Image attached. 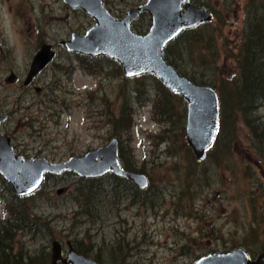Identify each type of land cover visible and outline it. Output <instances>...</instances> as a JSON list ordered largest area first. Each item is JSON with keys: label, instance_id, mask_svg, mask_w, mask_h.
Returning a JSON list of instances; mask_svg holds the SVG:
<instances>
[{"label": "rangeland", "instance_id": "obj_1", "mask_svg": "<svg viewBox=\"0 0 264 264\" xmlns=\"http://www.w3.org/2000/svg\"><path fill=\"white\" fill-rule=\"evenodd\" d=\"M105 1L111 14L121 18L146 0ZM192 2L212 7L215 21L201 26L198 38L197 30L201 28L187 33L189 40L197 38L192 48L188 41L170 42L169 57L180 72L190 77H202L210 86L224 84L238 74L236 53L241 48L247 0ZM21 3V18L16 13L10 16L6 9L0 10V59L6 53V64L19 77H24L23 67L39 50L40 42L54 44L57 61H65L74 55L64 51L59 42L70 38L73 31L83 34L94 24L90 15L69 7L63 0ZM133 23L131 28L138 34L147 32L151 25L148 13ZM206 43L211 48H206ZM186 48L189 52L197 50V54L191 58ZM204 59L208 62L203 63ZM114 61L106 55L84 56L74 62L73 67L78 69L73 74L64 70L69 66L55 65L56 71L51 68L38 76V93L17 83L8 86V67L0 66V108L9 113L0 132L10 136L17 153L49 161L83 155L107 144L117 134L119 130L111 124L130 107L134 125L130 132L117 134L124 152L121 161L124 166L143 170L150 185L148 204L139 196L134 203L128 195L112 204L105 197L98 205L100 214L93 215L89 209L93 211L94 207L87 203L91 200L87 196L104 194L106 185L100 188L102 185L90 182L89 178L79 179L70 172L56 177L48 174L39 191L28 198V205L35 206L38 228L35 232L17 230L8 240L12 253L21 255L19 264L29 258L33 264H48L53 239L62 243L80 241L78 249L89 258L99 257L103 264L116 260L128 249L140 264H182L211 251L223 252L230 245L259 244L264 236V228L258 225L264 216V160L256 152L257 148L264 152V95L251 112L253 129L240 117L235 133L221 136L230 149L220 145L218 151L195 163L190 160L192 150L180 145L184 142L189 147L183 97L168 95L175 108L155 114V93L166 94L164 89L149 73L125 76L120 64ZM238 99L236 93L229 101ZM180 104L185 107L182 116L177 110ZM229 126L226 130L230 131ZM103 181L106 183L105 177ZM113 183L110 178L107 187L111 191ZM8 184L0 175V229L24 220V214L13 217L17 208L22 209L17 202L11 205L15 202L14 191ZM59 189L63 191L57 192ZM85 208L88 216L83 213ZM109 211L113 214L108 215ZM89 247L93 251L89 252Z\"/></svg>", "mask_w": 264, "mask_h": 264}, {"label": "water", "instance_id": "obj_2", "mask_svg": "<svg viewBox=\"0 0 264 264\" xmlns=\"http://www.w3.org/2000/svg\"><path fill=\"white\" fill-rule=\"evenodd\" d=\"M185 1L146 0L138 7L129 9L123 17L117 18L105 8L102 0H63L67 5L87 12L94 19V25L84 34L72 33L70 39L62 43L70 51L84 55L102 54L115 59L126 76L152 73L169 90L182 96L186 101L185 138L196 158H201L213 142L218 128V94L212 87L198 85L183 76L163 55L165 46L183 29L211 19L205 6L188 3L183 7ZM139 11H147L151 18V25L144 34H138L131 28V21ZM52 55L53 52L47 54L46 48L35 54L27 83ZM2 120L4 116H0ZM108 171L128 176L140 187L147 185L144 174L123 169L116 138H111L107 144L83 155L71 156L64 161H49L45 157L26 158L17 154L10 137L0 135V175L17 195L33 193L43 182L45 174L73 172L79 177H96ZM61 191L63 189L57 192ZM58 260L64 264H99L73 248L63 258L60 243L54 240L51 244L50 264H58ZM257 260V264L263 262L264 254ZM196 264H249V257L239 248L226 253H210L199 258Z\"/></svg>", "mask_w": 264, "mask_h": 264}, {"label": "trees", "instance_id": "obj_3", "mask_svg": "<svg viewBox=\"0 0 264 264\" xmlns=\"http://www.w3.org/2000/svg\"><path fill=\"white\" fill-rule=\"evenodd\" d=\"M244 25L245 26L243 30L242 42L240 44L241 48L239 52L236 53V66L238 69V74L234 75L233 77H230L229 79H226L224 84L211 85L212 87L215 88V90L218 92L219 95L220 120H219L218 133L214 138L212 145L210 146L211 148L209 150H206L205 155L208 154V156L218 151L220 145L222 146L227 145L228 150L230 149L226 140L223 138L221 139V136L223 135V133L228 135L234 134L236 131V123L238 122V119H240V117H242L241 121L243 123H245L246 125L250 126L253 129L252 125L255 124L252 119V117L254 116H251V112L257 107L258 101L260 100L259 98L264 95V0H247L245 4ZM183 35L184 33H180L173 40V42L178 41L179 44L182 43ZM210 43H206L207 48H211ZM188 44L192 48V46H194L195 44V40H189ZM169 45L170 43H168L165 46V50H164L165 52L168 51ZM82 57H84V55ZM112 61L115 62L114 60ZM207 62L208 60L206 59L203 60V63H207ZM180 73L183 74L185 77H188L194 83L206 84V80L202 77L200 78L196 76L190 77L185 72H180ZM150 75L153 77V79L156 82H158V84L166 92V94L158 93V95L155 93V97L157 96L158 98L156 104H154L155 111L154 110L153 111L157 115L164 114L161 113L160 111L164 109L169 111L170 107L175 108L173 105L175 103L171 101L168 95L170 94L178 95V94L176 92L173 93V91L169 90L156 76H154L153 74ZM236 93H238L240 99H238V101L237 100L229 101V98L234 96ZM136 98L138 100L139 95ZM177 110L179 112V115L182 116L185 107H183V105L180 104L179 106H177ZM111 125H113V127L115 126L114 128L116 130H119L117 132L118 135H121L120 131L130 132V129L134 125L133 119L131 118L130 107H127V111L126 110L123 111L122 114L118 118H116ZM227 125H230L229 126L230 131L226 130ZM179 130H181L182 132L181 128ZM169 131L170 130L168 129V132ZM119 141H120L119 157L123 159L124 152L122 149L120 137H119ZM183 144L191 152L190 147H187V145L184 142H181L180 145L182 146ZM191 154L192 156H190V160L195 161V163L197 162L199 163V161L203 160L204 158L203 157L202 159H198L194 156L193 152H191ZM256 155L259 156L261 160L262 159L264 160V152L261 151L260 148H257ZM125 167L129 168L130 166H125ZM139 171L143 172V170H139ZM49 175L56 177L53 174H49ZM47 176H45L43 183L45 182ZM103 177L105 176L98 178H89V181L98 183V185H102V187L100 188H103V186L106 185V183L103 181L104 179ZM78 178L81 179L82 177H78ZM113 180H114V184L117 185L122 184V186H124L126 189L127 188L132 189V186H135L133 183L132 185H130L131 183L129 182L126 183L127 179L123 180L115 175L113 176ZM149 188L150 185H148L145 189H139L138 195L140 194V198L142 201L144 200V198L141 196L144 197L150 196L148 193ZM9 189L12 191L11 187ZM39 189L40 187L37 188L36 191H39ZM91 191H92V187L89 188L88 194L91 193ZM106 196L109 195H104V194L101 195V193H99L96 196L95 195L92 197L87 196V199L91 198L90 202L87 201V203L90 204L92 203V206L94 207L92 211L91 209H89L90 205L88 206V209L92 212L93 215L95 214V212L96 214H100L101 211L98 210V205L100 204L101 200L104 199ZM29 197L30 194L21 196L14 194V192H12V198H14L15 202H13L11 205H14L17 202L18 206L22 209L21 211L20 209L17 208V213L14 214L13 217H15L17 214H21V215L24 214L22 218L24 220L20 219V221H17L18 223L11 225L8 223L7 226L5 225L3 226V229H0V264H19L18 260L21 261V258L17 253H12L13 248L10 246L8 240H11L12 237L16 235V233H18L17 230L26 229L28 232H35V230L38 228V224H37L38 217L35 213H33V208L35 206L32 205L30 207L28 205ZM107 199L110 200L111 198L108 197ZM88 209L85 208L83 212L84 213L88 212ZM76 242L80 243V241H76ZM88 251L89 252L93 251V248L91 249V247H89ZM8 252L12 253L13 255H10V253ZM81 253L83 252L81 251ZM97 255L99 256V253ZM95 260L97 262H101L99 257H95Z\"/></svg>", "mask_w": 264, "mask_h": 264}, {"label": "flooded vegetation", "instance_id": "obj_4", "mask_svg": "<svg viewBox=\"0 0 264 264\" xmlns=\"http://www.w3.org/2000/svg\"><path fill=\"white\" fill-rule=\"evenodd\" d=\"M102 1H103V4H104L105 8L108 10L106 1L105 0H102ZM13 2H14L15 5L14 6H10V3H13ZM188 3H190L192 5H195V6H205L206 9H207V11L211 14V19L210 20L203 21V22H200L199 24H197L195 26H192L190 28L183 29L181 31V33H184V35L182 37V42L189 41V37H188V34H187L188 32L196 31V29L201 28V26H202V28L203 27H206V26H209V25H211L212 22L215 21V14H214L215 13V10L212 7H209L207 4L205 5L203 2L193 3L192 0L191 1L190 0L185 1V3H183V7H185L186 4H188ZM22 7H23V3H21V0H14V1L13 0H0V10L2 11L4 9H6L9 12L10 16L14 15V13H16V15H19L20 16L21 15V8ZM69 7H71V6H69ZM136 7H138V6H135L133 8H136ZM12 8H14L15 11L14 10H11ZM71 8H73V7H71ZM78 9H81V8H78ZM82 11H84V10H82ZM85 13L88 14L87 12H85ZM234 13H235V15H237V10H234ZM146 14H147L146 11H139V14L137 15V17L135 19H137L140 15H143L144 16ZM244 15H245V6H244ZM148 16H149V20H150V23H151V18H150L149 13H148ZM4 18H5V16L2 15V19H4ZM20 18H21V16H20ZM20 18L18 19V21L20 20ZM12 20H13V18H11V23L14 24V22ZM134 20L131 21V27H134V23H133ZM202 28L200 30H197V38L199 37V34H200ZM135 29H136V27H135ZM74 32L75 31L71 32V34L74 33ZM76 33H78V32H76ZM71 34H70V36H71ZM69 39L70 38H68L67 40H69ZM67 40L66 39L65 40H61L59 42V44H58L68 54H73L74 55L73 57L67 58L65 61H57L58 51H57L56 46L54 44L48 43V42H45V41L40 42V44L38 45V48H37L39 50L38 51L36 50L37 51L36 53H38L40 50L46 48L47 49V54H50V52H53V55L51 56V59L39 70V72L35 76H33V78L28 83L26 82L27 76H28V73H29V70H30V66H31L33 57L35 56L36 53L32 55L31 60H30V63L28 64L26 62L25 65H24V67H23V72L25 73L24 74V77H19L18 74H17V72H14V71L11 70L10 64H6V58H8V56L6 55V53H4L3 54V58L1 57V59H0V66L3 67V68H6V66L8 67L9 72L7 73V75L5 77V82L7 83V85L9 86L11 84H16L17 83L19 85V87H21V88H24V89L33 88L38 93V92H40L39 87H37V85H36V80H37L38 76L40 74H42L43 72L48 71L51 68L54 71H56L57 69H54V66L55 65L58 66V67H62V68H64V66H69V67H66L64 70H68L71 74H73L78 69L76 67H73L74 62H77V61L81 60L82 59V56L84 54H81V53L76 52V51H70V50H68L63 45V43H62V41H67ZM186 44L187 43H185L183 45L186 47ZM170 52H171L170 49H168V51H166V52L163 51V55H164V57H165V59H166V61L168 63H170V64L172 63L174 66L177 67L178 65L177 64H174V62L169 57V53ZM186 52H188L191 55V58L194 57L195 54H197V50L196 51H190L189 52L187 50V48H186ZM84 56H91V55H84ZM72 58L74 59V62L72 61ZM23 59H24V57H23ZM111 59L112 60H115L113 58H111ZM70 66H71V68H70ZM198 85H205V86L212 87V86L206 85V84H198ZM212 88H214V87H212ZM0 116H4V120L0 121V125H2V124H4L8 120L9 113H7L4 109L0 108ZM0 135H7V136H9L5 132H0ZM113 135H115L114 137L118 140V142L120 144V141H119V138H118L119 136L117 134H115V133ZM123 167L126 168V169H129V170H132L134 172L138 171L135 167H129V168H127L125 166H123ZM66 173H68V172H66ZM62 174H64V173H62ZM55 176H59V175H55ZM104 176H105V179H106V189L104 190V194L105 195H109V196H106V198H108V197L111 198L109 200L111 202V204L114 203V202H117L119 199H122V198L127 197L128 195L131 196L132 202L134 203L136 197L137 196L140 197V194L138 195L139 189H145V188L138 187L137 184H135L131 180H128L127 177H122V176L115 175V176H118L120 179H123V180L127 179L126 183L129 182V183H131L130 185H132V183H133L135 186H132V189H129V188H127V189L126 188H121L120 189V186H122V184H118L117 185V184H114L113 183L114 191H111V190L108 189L107 185L110 184V178H113L114 174H112L111 171H109V172L105 173ZM117 183H118V180H117ZM149 198H150L149 196L147 198L144 197V200L143 201L141 200V201L144 204H148V202H150ZM89 214L90 213H87V216ZM112 214H113V212L112 213L110 212L108 215H112ZM87 218H90V217H87ZM258 225L260 226V229H263L264 228V216L261 217V219L258 222ZM53 241H54V239H53ZM68 242L70 243V245H69ZM59 243H60V249H61V256L63 258L64 257H67V253L69 252V249L70 248H73L75 251H77L78 253H80L83 256H85V257L88 258L87 255L81 253V251L78 249L79 246L82 245L81 243H77V242H74V241L72 242L70 240H68L67 242H64V243H62V242L59 241ZM51 244H52V242H51ZM236 248H241V249H243L247 253V255L249 256V259H250V263L249 264H257V258H258V256L264 254V236L262 237V241L259 244H257V245H249V244H246V243H238V244H235V245H230L223 252H228V251L233 250V249H236ZM215 252H218V251H215ZM219 252H221V251H219ZM132 257H133V251L128 249L127 252H122V254L118 256V258L116 257L117 258L116 260H113V261L109 262V264H140V260H135ZM30 259L29 260H26L25 261L26 263H24V264H33ZM50 262H51V245H50V259H49L48 264H50ZM196 262H197V259H193V260H188V261H182V264H196ZM57 263L58 264H64L60 260H58ZM97 263L103 264L101 262H97ZM263 263H264V261H263ZM20 264H21V262H20ZM42 264H46V263H42ZM68 264H72V263L71 262H68Z\"/></svg>", "mask_w": 264, "mask_h": 264}]
</instances>
